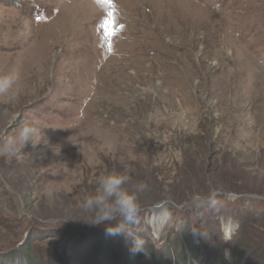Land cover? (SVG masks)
Returning <instances> with one entry per match:
<instances>
[{
  "label": "rangeland",
  "instance_id": "rangeland-1",
  "mask_svg": "<svg viewBox=\"0 0 264 264\" xmlns=\"http://www.w3.org/2000/svg\"><path fill=\"white\" fill-rule=\"evenodd\" d=\"M13 72L0 264H152L128 242L228 239L236 213L264 231V0H0ZM24 123L17 157L3 138ZM113 171L146 184L139 211L91 226L82 201ZM118 222L133 235L107 234Z\"/></svg>",
  "mask_w": 264,
  "mask_h": 264
},
{
  "label": "trees",
  "instance_id": "trees-1",
  "mask_svg": "<svg viewBox=\"0 0 264 264\" xmlns=\"http://www.w3.org/2000/svg\"><path fill=\"white\" fill-rule=\"evenodd\" d=\"M235 217L237 225L235 223V229L229 233L228 239L223 238L222 232H212L213 228L209 226L207 230H204L205 236H202L200 240L199 234L197 236H193V234L180 235V242L175 244V248L178 246L175 250H172L174 247L171 246H165L163 249L155 247L154 249L152 247L154 245L153 237L149 235L146 237L148 243L144 239L139 249H137L136 242H128L130 244L128 246L136 252H142L152 264H246L250 257H252V261L247 264H264V231L252 229L247 219L239 213H236ZM138 223L139 221L136 224L138 225ZM263 228L264 223L260 222V229ZM143 233L140 232V235ZM211 233L213 234L211 235ZM121 237L124 238V235ZM246 238H251L255 242L245 246L242 240ZM141 240L140 237L137 239L138 242Z\"/></svg>",
  "mask_w": 264,
  "mask_h": 264
},
{
  "label": "clouds",
  "instance_id": "clouds-1",
  "mask_svg": "<svg viewBox=\"0 0 264 264\" xmlns=\"http://www.w3.org/2000/svg\"><path fill=\"white\" fill-rule=\"evenodd\" d=\"M19 78L18 73L0 75V95L9 94L13 98L12 91L15 81ZM18 93V89L16 90ZM35 129L30 123L22 124L17 132L3 138V150L7 153L20 156L26 141L32 139ZM126 185L130 187H125ZM98 190L94 194L86 195L82 201V207L93 213V219L88 222L91 226H99L118 220L122 217L126 222L132 221L139 211V193L143 192L146 184L134 183L130 174L126 172H108L98 179ZM109 235H115L123 230L118 222L116 226L106 228ZM128 235H133L126 232ZM143 240L137 241V249L143 244Z\"/></svg>",
  "mask_w": 264,
  "mask_h": 264
},
{
  "label": "water",
  "instance_id": "water-1",
  "mask_svg": "<svg viewBox=\"0 0 264 264\" xmlns=\"http://www.w3.org/2000/svg\"><path fill=\"white\" fill-rule=\"evenodd\" d=\"M229 196H234L233 194H229ZM164 202H162V203H159V204H156L155 205V208H157V207H159L160 205H162Z\"/></svg>",
  "mask_w": 264,
  "mask_h": 264
},
{
  "label": "bare ground",
  "instance_id": "bare-ground-1",
  "mask_svg": "<svg viewBox=\"0 0 264 264\" xmlns=\"http://www.w3.org/2000/svg\"><path fill=\"white\" fill-rule=\"evenodd\" d=\"M157 215L158 216H161V211L160 212H157ZM228 227H230V226L228 225Z\"/></svg>",
  "mask_w": 264,
  "mask_h": 264
}]
</instances>
